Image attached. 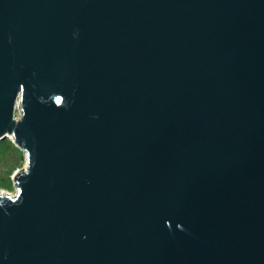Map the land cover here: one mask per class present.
<instances>
[{
	"label": "water",
	"instance_id": "obj_1",
	"mask_svg": "<svg viewBox=\"0 0 264 264\" xmlns=\"http://www.w3.org/2000/svg\"><path fill=\"white\" fill-rule=\"evenodd\" d=\"M7 135L0 264H264V0H0Z\"/></svg>",
	"mask_w": 264,
	"mask_h": 264
},
{
	"label": "rangeland",
	"instance_id": "obj_2",
	"mask_svg": "<svg viewBox=\"0 0 264 264\" xmlns=\"http://www.w3.org/2000/svg\"><path fill=\"white\" fill-rule=\"evenodd\" d=\"M19 106L15 108L14 116H19ZM27 166L26 152L20 150L12 139L4 137L0 139V193L4 195H14L13 176L17 171H24Z\"/></svg>",
	"mask_w": 264,
	"mask_h": 264
},
{
	"label": "bare ground",
	"instance_id": "obj_3",
	"mask_svg": "<svg viewBox=\"0 0 264 264\" xmlns=\"http://www.w3.org/2000/svg\"><path fill=\"white\" fill-rule=\"evenodd\" d=\"M18 105V102L16 103V106ZM16 106H15V108H16ZM15 111V110H14Z\"/></svg>",
	"mask_w": 264,
	"mask_h": 264
}]
</instances>
